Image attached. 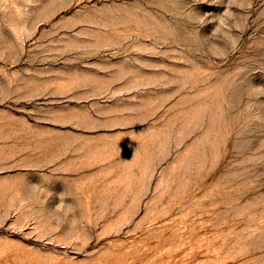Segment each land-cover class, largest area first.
Instances as JSON below:
<instances>
[{"label":"rangeland","instance_id":"1","mask_svg":"<svg viewBox=\"0 0 264 264\" xmlns=\"http://www.w3.org/2000/svg\"><path fill=\"white\" fill-rule=\"evenodd\" d=\"M67 6L139 22L51 47L37 23ZM263 17L264 0H0V264H264Z\"/></svg>","mask_w":264,"mask_h":264},{"label":"bare ground","instance_id":"2","mask_svg":"<svg viewBox=\"0 0 264 264\" xmlns=\"http://www.w3.org/2000/svg\"><path fill=\"white\" fill-rule=\"evenodd\" d=\"M69 10L70 6L56 9L53 12H49L48 14H46L38 21L37 27L39 25L44 24L50 25V30L44 37V40L48 43L49 46H60L79 49L85 44H89L90 40L92 39L97 41L99 38H101L102 34H105L106 32L109 33L111 31L110 29H116L121 27V24L127 23V25H129L132 23L139 22V20L133 16V14H135L133 11L123 8L121 6L112 9L110 11L108 21L105 20V23H110V25L105 24L107 27L110 28H103L102 26L91 25L88 22L89 20L81 19L80 21L76 19L72 21H66L68 19H62L59 17L61 14L69 12ZM56 19L58 20L55 21ZM258 29H264V20L262 21V23H260V25H258L257 30ZM7 35L10 39L12 38L10 33H7ZM120 54V52H117L116 55Z\"/></svg>","mask_w":264,"mask_h":264}]
</instances>
